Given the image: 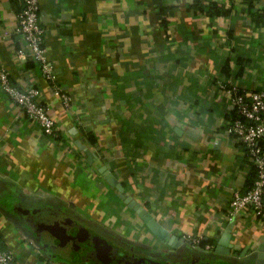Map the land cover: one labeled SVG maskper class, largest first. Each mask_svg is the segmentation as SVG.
I'll use <instances>...</instances> for the list:
<instances>
[{
  "label": "crops",
  "instance_id": "0c3cea01",
  "mask_svg": "<svg viewBox=\"0 0 264 264\" xmlns=\"http://www.w3.org/2000/svg\"><path fill=\"white\" fill-rule=\"evenodd\" d=\"M38 5L46 56L71 103L15 31L20 0H0V60L13 83L36 87L60 133L45 134L0 88V248L17 264H62L39 248L55 257L64 239L92 233L99 248L120 251L115 259L138 264H250L264 254V222L246 209L226 216L251 165L226 131L233 109L219 86L264 87V0ZM219 240L222 252H211ZM207 243L209 252L197 249Z\"/></svg>",
  "mask_w": 264,
  "mask_h": 264
},
{
  "label": "built area",
  "instance_id": "2783aa9c",
  "mask_svg": "<svg viewBox=\"0 0 264 264\" xmlns=\"http://www.w3.org/2000/svg\"><path fill=\"white\" fill-rule=\"evenodd\" d=\"M20 3L22 7L15 31L22 34L31 58L39 64L41 73L50 81L64 104L70 105L71 98L55 82L52 63L44 50V30L39 21L38 0H20ZM219 86L226 93L235 111L226 131L242 143L246 157L255 169L253 182L247 189L232 191L226 216L231 218L240 210L246 209L249 214L264 222V88L244 89L231 81L219 82ZM0 88L45 134L53 138L60 136L46 107L36 99V87L28 85L21 88L13 83L1 60ZM186 238L193 243L199 242L198 237L188 235ZM205 247H210V244L207 243ZM0 264H17L14 254L10 250L0 248Z\"/></svg>",
  "mask_w": 264,
  "mask_h": 264
},
{
  "label": "flooded vegetation",
  "instance_id": "af4514ba",
  "mask_svg": "<svg viewBox=\"0 0 264 264\" xmlns=\"http://www.w3.org/2000/svg\"><path fill=\"white\" fill-rule=\"evenodd\" d=\"M95 239V240H94ZM97 236L91 234H85L83 236L77 235L74 240L70 239H64L63 242L60 243V246L63 250V252H57L58 255H62V257H52L47 255L42 248H39V250L42 252V254L48 258L51 259H56L62 264L65 262L70 263V262H79V264H93L98 262L102 264L110 263L113 261L119 264H126V263H132V257H130L128 254L123 255L119 259L114 258V253L115 250L118 251V249H111L106 246V248H97L95 245ZM112 242V241H111ZM114 246V244H112ZM209 247H206L208 249ZM120 252V251H118ZM99 256L103 259L101 262L99 259Z\"/></svg>",
  "mask_w": 264,
  "mask_h": 264
},
{
  "label": "water",
  "instance_id": "95a60500",
  "mask_svg": "<svg viewBox=\"0 0 264 264\" xmlns=\"http://www.w3.org/2000/svg\"><path fill=\"white\" fill-rule=\"evenodd\" d=\"M89 153V151H87ZM103 173V177L105 180L113 186H116L117 188L121 189L122 186L121 184L117 181L115 176L108 170H105V167L101 169ZM126 201L128 202V205L132 207L137 214L141 217V219L146 223V225L154 231V233L160 237V238H165L167 234V230L158 223V221L153 217L140 203L136 202L134 199H131L130 197H126ZM86 232V231H85ZM227 233V232H226ZM87 234V233H86ZM95 240V239H94ZM223 243V240H219L215 249H211V252H222V249L218 246L219 244ZM95 245L97 248H99V242L96 239ZM202 247L197 246V249L199 250H205V251H210V249H201ZM100 261L102 262L103 259L99 256ZM117 261V260H116ZM115 262H111V264H117ZM132 263H126V264H138L134 260H131ZM120 264V262H118ZM158 264H167L163 263L160 261H157ZM250 264H264V254L260 251H254L253 253V260L249 261ZM102 264V263H101ZM106 264H110L109 262Z\"/></svg>",
  "mask_w": 264,
  "mask_h": 264
},
{
  "label": "trees",
  "instance_id": "16d2710c",
  "mask_svg": "<svg viewBox=\"0 0 264 264\" xmlns=\"http://www.w3.org/2000/svg\"><path fill=\"white\" fill-rule=\"evenodd\" d=\"M219 10H220V9H218V8L215 9V11H219ZM226 64H227V63H226ZM226 66H227V65H224V66L222 67V71H223L226 75H229V73H228V71H227V69H226ZM241 69H242V66L238 67L237 70H236V74L240 73ZM261 88H264V87H261ZM261 88H257V89H261ZM234 115H235V111H234V109H233L231 118H232ZM88 134H89V133H88ZM91 142H92V141H91ZM92 143H93V142H92ZM244 154H245V152H244ZM245 156H246V154H245ZM249 163H250V162H249ZM250 165H251V168H250V172H249V174H248V176H247V180H246V188H245V189H247V188L251 185V183L253 182L254 176H255V169H254V166H253V164H251V163H250ZM198 243H201V241H199ZM209 244H210V243H209Z\"/></svg>",
  "mask_w": 264,
  "mask_h": 264
}]
</instances>
